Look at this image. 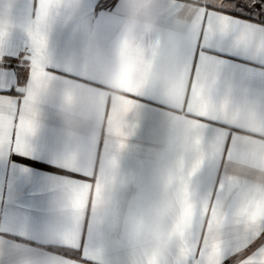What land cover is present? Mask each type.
Instances as JSON below:
<instances>
[{
    "label": "snow or ice",
    "instance_id": "obj_1",
    "mask_svg": "<svg viewBox=\"0 0 264 264\" xmlns=\"http://www.w3.org/2000/svg\"><path fill=\"white\" fill-rule=\"evenodd\" d=\"M175 7L170 6L166 22L173 20ZM194 7L185 30L188 43L178 58L189 75L195 69L196 78H202L206 85H218L225 69L231 67L210 54L218 48L264 57V0H211ZM227 7L242 9L249 18L257 14L258 24H238L233 17L240 13L230 17L225 14ZM117 8V0H98L92 18L83 27L79 24L83 0H17L10 9L16 15H10L7 23L0 9V174L10 171L12 180L22 184L33 179L27 164L37 157L47 158L48 146L41 133L47 127L45 114L49 109L76 111L83 107L98 112L107 107L99 93L105 81L129 88L133 95L148 89L151 33L133 36L121 29L114 33L103 55L95 51L99 36L109 32ZM18 35H22V42L16 39ZM155 54L153 50V57ZM13 55L19 64L16 59H6ZM259 66L264 68V64ZM71 78L92 85L91 92L85 95ZM156 86L152 80V88ZM202 93L203 88L196 96L197 103H204ZM206 107L199 117L202 122L186 129L181 139L182 154L176 168L181 187L166 209L173 217L178 239L164 264H264V217L259 212L264 208V186L253 185L224 168L227 161L264 172V140L257 134L249 142L247 129L230 123L226 110L220 111L214 104ZM143 109L142 104H131L124 111H134L139 122L144 118ZM116 133L122 135L118 124ZM20 157L25 160L18 166ZM82 163L77 160V167L66 171L90 182L91 176L79 171ZM171 183L169 178L167 186ZM87 187L76 183L63 186L64 200L54 222L62 230V245L69 249L81 246ZM47 222L44 215L34 226L39 229ZM104 223L101 217L95 226L89 224L91 241L103 235ZM5 242L0 237V264H8L12 256L2 246ZM84 256L94 259L87 246ZM141 264H155V260H145L142 253Z\"/></svg>",
    "mask_w": 264,
    "mask_h": 264
},
{
    "label": "crops",
    "instance_id": "obj_2",
    "mask_svg": "<svg viewBox=\"0 0 264 264\" xmlns=\"http://www.w3.org/2000/svg\"><path fill=\"white\" fill-rule=\"evenodd\" d=\"M16 2L0 0L5 23L10 15H16L10 12ZM207 2L211 0H117L110 30L99 36L95 51L103 55L114 33L121 29L133 36L151 33L147 51L152 59L149 87L133 95L129 88L105 81L99 93L106 99L107 107L102 106L98 112L83 107L76 111L57 107L46 112L47 127L41 137L48 146L47 158L37 157L27 164L33 179L22 184L12 180L10 171L0 174V237L6 241L2 245L5 251L12 254L8 264H71L70 260L77 264H119L123 258L122 238L138 229H147L149 239L167 241L166 259L178 239L173 232V217L166 209L181 187L176 168L184 131L201 123V113L208 104H214L220 111L228 112L230 123L247 129L249 142L257 134L264 140V68L259 66L264 64V57L232 48L211 52L231 66L216 86L196 78L195 69L189 75L186 66L178 63L188 43L185 30L190 15L196 11L194 6ZM97 3L98 0H83L81 27L88 24ZM171 5L176 7L169 23L165 15ZM234 12L240 13L233 17L238 24L256 26L259 22L257 16L249 18V13L242 9L225 8L230 17ZM16 39L23 41L22 35ZM6 59H16L19 64L15 55ZM71 79L85 95L91 92L92 85L79 78ZM152 80L156 81L155 89ZM202 88L204 103H197L196 96ZM131 104L144 105V118L139 122L134 111H124ZM117 124L122 135L116 133ZM121 144L126 147L120 148ZM24 160L20 157L16 164L19 166ZM77 160L83 162L79 171L90 175V182L80 181L76 172L66 171L77 167ZM224 168L247 180L259 173L227 161ZM223 170L222 167L221 174ZM68 183L88 185L81 213V246L76 249L62 245V230L54 222L64 200L63 186ZM259 212L264 217V208ZM44 215L48 222L35 228L34 222ZM101 217L105 222L103 235L93 242L89 239V224L95 226ZM86 246L94 259L85 258Z\"/></svg>",
    "mask_w": 264,
    "mask_h": 264
},
{
    "label": "clouds",
    "instance_id": "obj_3",
    "mask_svg": "<svg viewBox=\"0 0 264 264\" xmlns=\"http://www.w3.org/2000/svg\"><path fill=\"white\" fill-rule=\"evenodd\" d=\"M253 185L264 186V172H259L254 178L249 179ZM123 258L119 264H141V255L145 259H154L157 264H163L167 251V241L149 239L147 229H138L132 234L122 238Z\"/></svg>",
    "mask_w": 264,
    "mask_h": 264
},
{
    "label": "rangeland",
    "instance_id": "obj_4",
    "mask_svg": "<svg viewBox=\"0 0 264 264\" xmlns=\"http://www.w3.org/2000/svg\"><path fill=\"white\" fill-rule=\"evenodd\" d=\"M247 2L251 3V2H254V0H247ZM251 15H255V16H257L259 18V16L257 14H255V13H253Z\"/></svg>",
    "mask_w": 264,
    "mask_h": 264
},
{
    "label": "trees",
    "instance_id": "obj_5",
    "mask_svg": "<svg viewBox=\"0 0 264 264\" xmlns=\"http://www.w3.org/2000/svg\"><path fill=\"white\" fill-rule=\"evenodd\" d=\"M67 252V251H66Z\"/></svg>",
    "mask_w": 264,
    "mask_h": 264
}]
</instances>
